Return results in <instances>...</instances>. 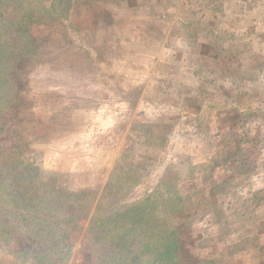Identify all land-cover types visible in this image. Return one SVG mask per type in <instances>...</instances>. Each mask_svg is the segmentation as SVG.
Instances as JSON below:
<instances>
[{
	"label": "rangeland",
	"instance_id": "1",
	"mask_svg": "<svg viewBox=\"0 0 264 264\" xmlns=\"http://www.w3.org/2000/svg\"><path fill=\"white\" fill-rule=\"evenodd\" d=\"M123 62L146 98L94 177L56 91L89 109ZM169 232L172 264H264V0H0V264H162Z\"/></svg>",
	"mask_w": 264,
	"mask_h": 264
},
{
	"label": "crops",
	"instance_id": "2",
	"mask_svg": "<svg viewBox=\"0 0 264 264\" xmlns=\"http://www.w3.org/2000/svg\"><path fill=\"white\" fill-rule=\"evenodd\" d=\"M123 64L122 78L118 76V80L114 78L111 83H108L107 86L112 85L105 88L107 92L104 94L102 91L96 92L95 90V93H92V99L99 103L89 109L79 110L78 107L74 109L65 88H58L56 91L55 99H61V102L66 101L68 115L66 120L62 118L59 121L52 118L53 116L51 117L50 132L52 134H49L47 140L51 142L57 140L61 151L68 153L69 165L83 166L82 169L95 175L94 177L99 174L106 175L115 163L122 150L126 135L129 133L130 118L134 106L139 105L140 107L141 102L146 98L147 82L145 83V78L142 76L144 71L141 66L138 79L139 87L133 95L131 93L118 94L114 91L116 84L123 83L125 86V83L131 82L130 66L125 62ZM154 67L156 68V64ZM102 77L98 78L99 82ZM114 97H120V99L114 100ZM136 102L138 103L136 104ZM54 105L58 104L54 103ZM69 112L73 116L69 115ZM58 127L60 129L56 131ZM82 185L81 182L80 186Z\"/></svg>",
	"mask_w": 264,
	"mask_h": 264
},
{
	"label": "trees",
	"instance_id": "3",
	"mask_svg": "<svg viewBox=\"0 0 264 264\" xmlns=\"http://www.w3.org/2000/svg\"><path fill=\"white\" fill-rule=\"evenodd\" d=\"M141 208H133L131 209L132 211H135L134 216L136 217H140L138 210H140ZM126 212V211H125ZM174 233L173 232H169L167 235H160L159 237V241L161 239V242L157 243V246H159L158 249H156V253L157 256L154 259V262H157V260H159L162 264L167 263V264H172V252L175 251V243L174 240L172 239L174 237ZM150 244H155V242H151ZM147 249L149 248V245L147 247ZM150 260V259H149ZM152 261V260H150ZM171 262V263H170Z\"/></svg>",
	"mask_w": 264,
	"mask_h": 264
}]
</instances>
